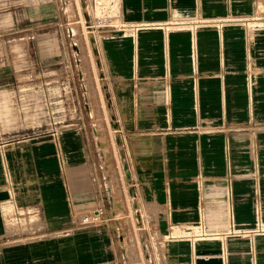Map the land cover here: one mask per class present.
Returning a JSON list of instances; mask_svg holds the SVG:
<instances>
[{
	"label": "rangeland",
	"instance_id": "rangeland-1",
	"mask_svg": "<svg viewBox=\"0 0 264 264\" xmlns=\"http://www.w3.org/2000/svg\"><path fill=\"white\" fill-rule=\"evenodd\" d=\"M2 2L3 8L15 5L16 10L24 13V19L27 17L25 11L29 8L30 13L38 17L39 20L35 22L37 25L33 31L34 53L32 55L34 57L28 59L29 65L34 68L33 73L26 74V56L19 51L16 43L4 42L0 44V75L10 71L15 72L9 81L16 85L19 84L20 93L18 96L23 101L17 108L23 117L19 116V119L14 122L0 120V130L19 129V133H21L25 130L20 129L27 126L30 132H34L37 136L57 134L67 128L79 129L84 133L82 135L83 157L88 166L90 189H97L95 193L101 200L99 208H102L103 213L101 217L97 218L98 223L84 224L78 220L75 224L82 228L87 225H103L107 220L109 227L115 230L118 235L116 240H120L117 241L118 244L115 241L118 258V262L115 264H166L170 261L169 251L166 248L168 242L188 241L191 243V239L196 237L192 236L201 233L202 230L220 234L215 239L197 240L194 248L190 244L192 250H189V253H194V257H198L196 246L198 247L201 241H210L219 244V247L209 256H218L222 259L223 264L225 261L228 264V260L233 255L249 257L252 264H258V259L264 257V62H260V60H264V47H262L264 46V23L253 25L249 22L253 20L264 22V0H243L241 9L235 10V12L233 8V11L231 10L233 2L226 0L228 10L221 16H206L196 11L193 15L187 16H182L181 13H171L168 19L158 22L166 24L161 27L166 26L169 29V34L182 27L184 28L182 30H189L196 35L198 30L203 28L215 30L218 34L220 32L223 34V29H227L230 49L227 66L229 68L225 70L223 58L221 67L225 73L244 76L246 86L244 96L247 98L248 114V120L243 122L235 123L225 120L223 90L204 91L207 94L211 93L208 103L210 110L202 113L196 103L193 115L196 117L201 112V117L204 115L209 117L210 122L207 127H204L203 121L194 120L188 125L179 124L175 130L181 131L182 134H191L205 129V133L210 135L212 140L236 136L237 145L240 146L238 153L231 155V160L230 155L225 156L226 166L223 171H219L215 167L209 172L199 169L188 180L183 178L178 180L179 189L186 192L188 189L191 195L196 197V202L193 200L186 208H189V213L194 214L193 217H162L159 220L154 215H149L139 209V206L141 208L142 206L137 200L135 184L138 181L144 182V184L150 182L152 175L134 169L133 163L139 162L142 165L141 162L145 154L135 155L128 152L129 139L124 137L121 132V128L125 124H129V122L123 121V112H125L126 106L122 95V75H118L121 79L119 78L116 82L112 75L109 79L106 65H111V62L105 57L103 48L105 36L128 33L130 37H133L135 28H142L138 31H145L146 25H143L145 23L124 21L121 9L122 0H115L116 5L113 6L110 15L116 17L111 18L109 25L105 21L106 5L103 1L99 5V10H95L92 0H13V2L12 0H2ZM49 12L53 13L52 17L46 18L45 16ZM228 17L236 18L239 21H226ZM189 21L193 22L187 23ZM31 32V30L11 31L4 37H21L22 35L25 37L27 34L31 36ZM236 33H241L242 40L240 42L238 40L240 36L233 35ZM233 39H237V41H233ZM251 40L254 41L253 48H251ZM257 42H259L258 50L256 49ZM238 45L244 47L241 54L240 51H234ZM199 77V74L194 75L196 82L199 81ZM161 78L169 81V78L165 79L166 75ZM140 79L137 73L133 74L132 85L137 84L138 87ZM208 80L219 82L222 81V78L220 74H210L206 81ZM30 82L33 84V88L31 92L29 90V97L34 100V110L30 114L33 115V118L28 115L26 121L24 120L26 115L23 112L27 97L26 87ZM112 85L114 90L111 88ZM198 91L201 92L196 86L195 95L199 94ZM143 92L137 88L134 95L138 97L141 96L140 94L143 95ZM160 92L169 100V86ZM155 108L154 106L149 107L150 112H154L155 115L148 114V116L157 117L156 123L159 124V117L156 115L158 109ZM165 108L167 120L171 116V112L169 105H166ZM133 110H136L137 115L141 116L140 104L135 105ZM142 114L146 115L143 112ZM235 124H239L240 127L234 129ZM156 139L159 142V138ZM58 156L60 162L63 163L62 153ZM154 160L152 146V153L147 158V164L153 163ZM64 175H66V171ZM166 180L168 183L172 181L169 178ZM168 186L170 185L168 184ZM142 196L144 199V194ZM83 198L84 200L90 198L88 201L94 205L91 195ZM143 202L144 207L149 208V201L146 202L144 199ZM113 203L119 211L110 213L109 210ZM169 208L173 209L167 204L161 207L165 211ZM237 208L242 210L243 217L237 218L241 215ZM74 209L75 213L81 215L91 210V208H85L86 210L81 211L76 207ZM247 209L250 211L251 217H249L250 213ZM27 211L21 207L13 209V212L10 213L14 216L6 218V221L10 220L8 224L16 227L41 228L44 226L43 220L36 216L37 211H30V214ZM105 214L111 216L105 217ZM56 224L49 223L54 226ZM122 226L133 231L134 236L131 241L126 239V234L121 236ZM24 236L27 237L26 239L35 241V264H54L55 262L57 264H78V258H83L82 264H111L109 261H102V257H100L106 252L103 246L97 248L94 245V247L80 245L79 240L89 243L86 236L79 239L73 233L64 232L18 235L20 239ZM45 239L50 241L48 243L51 250L50 248L46 249L47 243H45L46 248H43V244L37 246ZM231 240L238 241L239 245L246 243V248L241 246L238 251L231 250L229 245ZM186 251V248L179 247V249H175L174 253L183 255Z\"/></svg>",
	"mask_w": 264,
	"mask_h": 264
},
{
	"label": "crops",
	"instance_id": "crops-1",
	"mask_svg": "<svg viewBox=\"0 0 264 264\" xmlns=\"http://www.w3.org/2000/svg\"><path fill=\"white\" fill-rule=\"evenodd\" d=\"M239 1L241 0H230L233 2L231 10L233 8L234 12L242 7L243 0L240 3ZM2 5L3 2L0 0V44L4 42L17 44L19 51L26 56L25 69L26 74L29 75L34 72L28 59L32 58L34 53L33 31L37 25L35 22L39 19L30 13L29 8L25 11L27 17L24 19V13L16 10L15 5L12 4L11 7L6 8ZM121 9L124 21L146 25L144 32L138 31L142 28H135L139 36L136 43L137 48L133 46L134 37H130L128 33L105 36L103 41L105 57L111 62V65H106L109 79L112 75L116 82L120 78L118 75H122V79L120 78L123 82L122 95L126 106L123 112L124 120L123 116L122 120L129 124H125L121 132L129 139L128 152L135 155L145 154L142 165L138 161V163H133L134 169L152 175L150 182L144 184L138 181L135 184L137 200L142 206V208L139 206V209L144 213L154 215L158 220L162 217H193L194 214L189 213V208H186L193 200L196 202V197L194 198L188 189L187 192L179 189L178 180L180 178L188 180L199 169L209 172L215 167L223 171L226 166L225 156L230 155L231 160V155H235L240 146L237 145L236 136L212 140L210 135L205 133V129L191 134H182L181 131L175 129L179 124L188 125L194 120L203 121L204 127H207L210 122L209 117L206 115L201 117V112L205 113L210 110L208 103L211 93H204L205 90H223L224 104H222L225 120L235 123L248 120L247 98L244 96L245 78L243 75L225 73L221 67L223 58L225 70L229 68L227 66L230 49L227 29H223L224 38L220 44L219 34L215 30L199 29L198 38L195 40L196 34L189 30L177 29L169 34L166 26L161 27L166 24L158 22L168 19L171 13H181L182 16H187L193 15L196 11L206 16H221L228 10L226 0L223 2L221 0H122ZM52 14L49 12L45 17L51 18ZM18 30H31V36L27 34L25 37L24 35L4 37L9 32ZM233 35L238 37L241 33ZM238 40L239 42L242 40L241 36ZM253 44L254 41L251 40V48ZM258 48L259 42L256 45L257 50ZM243 50L242 45L234 49L235 52L240 51V54ZM136 73L141 78L138 81V87L137 84L132 85L133 74ZM13 74L15 72L10 71L0 75V120L9 122H14L22 116L17 110L18 105L23 102L18 96L19 84L16 85L9 81ZM195 74L200 76L198 82L194 79ZM210 74H220L222 81H206ZM165 75L167 76L165 79L169 78V81L162 80L161 77ZM167 86L170 87L169 100L160 92ZM196 86L198 90H201V92L198 91L200 95H195ZM32 88L33 84L27 83V97L23 112L26 115L24 116L26 121L28 115L34 110V100L29 97V90L31 92ZM111 88L115 89L113 85ZM137 88L139 91H144L143 95L140 94L141 96L138 97L134 95ZM196 103L201 112L195 117L193 111ZM137 104H140L142 109L141 116L133 110ZM166 105H169L171 112V116L167 119L169 122L165 118ZM151 106L158 109L156 115L159 117V124L156 123L157 117L148 116V114L155 115L149 110ZM143 107L147 109L144 110ZM30 118H33V115H30ZM239 127V124L233 126L234 129ZM20 130L26 132L19 133V129L0 130V264H35V241L26 239L25 236L20 239L18 235L60 232L73 233L79 239L86 236L89 243L79 240L81 246L84 244L85 247L103 246L106 252L100 255L102 261L117 263L115 241L117 243L120 240H116L118 235L109 227L107 220L103 225H87L82 228L75 224L83 215L101 207V200L95 193L97 189H90L88 166L83 157L82 135L84 133L79 129L67 128L58 133L56 142L51 134L37 136L34 132H30L27 126ZM156 138H159V142ZM151 139H154L156 144L155 160L147 164V158L152 153ZM58 150L63 155V163L60 162ZM65 171L66 175H64ZM167 178L172 180L171 183L167 182ZM143 194L146 202L149 201V208L144 207ZM89 195L92 196L94 205L88 201L90 198L84 200L83 197ZM74 204L78 210L90 208L91 210L82 215L77 214ZM164 204L173 209L162 210L161 207ZM18 207L27 209L28 214L30 211H37L36 216L43 220L44 226L34 228L9 225L10 220L6 221V218L14 216L10 212ZM240 208H237V211L241 212V215L237 218L243 217ZM117 210L118 208L113 203L109 210L110 213L117 212ZM104 216L111 215L105 214ZM52 222L57 224L49 225ZM72 224L75 225L72 226ZM122 231L121 236L126 234V239L131 241L134 236L133 231L125 226H122ZM48 242L50 241L45 239L37 246L43 244V248H46L45 243H47L46 249L51 250ZM190 244L188 241L168 242L166 248L169 251L170 261L166 264H223L218 256H209L211 252L218 249L219 244L201 241L198 247L196 246L198 257H194V253H189ZM229 245L233 251L240 250L241 246L246 248V243L239 245L236 240H231ZM179 247L186 248L187 251L183 255L175 254V249ZM78 259V264H82L83 258ZM228 264H252V261L249 257L233 255L228 260ZM258 264H264V257L258 259Z\"/></svg>",
	"mask_w": 264,
	"mask_h": 264
},
{
	"label": "bare ground",
	"instance_id": "bare-ground-1",
	"mask_svg": "<svg viewBox=\"0 0 264 264\" xmlns=\"http://www.w3.org/2000/svg\"><path fill=\"white\" fill-rule=\"evenodd\" d=\"M121 1V0H120ZM97 7V9L99 10L100 9V6L99 5H97L96 6ZM262 18V17H261ZM258 19V18H257ZM250 20H251V18H250ZM261 20V19H260ZM226 21H239L238 19H236V18H233V17H228V18H226ZM249 23H253V25L255 24V25H259L260 23H264V22H260V21H250ZM209 24V23H208ZM206 25V24H205ZM210 25H211V23H210ZM250 25H252V24H250ZM261 25V24H260ZM263 25V24H262ZM208 26V25H207ZM255 27V26H254ZM263 27V26H262ZM258 28V27H257ZM180 29H184L183 27L182 28H180ZM261 29V28H260ZM126 30V29H125ZM123 31V30H122ZM137 30L135 29V32H134V34H133V37H134V47L136 46V48H137V45H136V43H137V41H138V38H139V36L137 35V32H136ZM247 32H248V30H247ZM123 34V33H122ZM125 35H126V33H125ZM124 37V36H123ZM224 37V35L220 32L219 33V39L221 40L220 41V43L222 44V41H223V38ZM23 39V38H22ZM126 40V39H125ZM195 40H197V35H195ZM260 62H264V60H260ZM170 94V93H169ZM168 94V95H169ZM251 115V114H250ZM227 142V141H226ZM152 146H153V149L155 148V143H154V140H152ZM238 153V152H237ZM154 155H155V150H154ZM257 162V161H256ZM257 166V165H256ZM257 170V169H256ZM257 174V173H256ZM230 191V190H229ZM229 196H230V194H229ZM231 202V201H230ZM232 207V206H231ZM232 210V209H231ZM96 214V213H95ZM231 214V213H230ZM259 214V213H258ZM245 218V217H244ZM236 219V218H235ZM258 220V219H257ZM232 221V220H231ZM235 221V220H234ZM232 223V222H231ZM261 225V224H260ZM234 226V225H233ZM259 227H261V226H259ZM262 229V228H261ZM257 231V230H256ZM233 232V231H232ZM232 232H230V233H232ZM236 232V231H235ZM176 233V232H175ZM225 233H227V232H225ZM238 233H240V232H238ZM220 233H215V232H208V231H205V230H202V232L201 233H197V234H194L192 237H194V236H196L195 238H192L191 239V245H192V247L194 248L195 247V245H196V242H197V240H206V239H211V238H218V236L217 235H219ZM223 237H224V235L223 234H221ZM229 235V234H228ZM178 236V235H177ZM191 236V235H190ZM221 238V237H220ZM227 238V237H226ZM187 239V238H186ZM222 240V239H221ZM224 240V239H223ZM224 242V241H223ZM226 243V242H225ZM258 243V242H257ZM129 244V243H128ZM224 244V243H223ZM225 245V244H224ZM227 245V244H226ZM129 246H131V245H129ZM146 247V246H145ZM129 249H130V247H129ZM192 250V249H191ZM128 251V250H127ZM258 253V252H257ZM256 256H257V254H256ZM264 256V255H263ZM262 258V257H261ZM224 261H225V258H224ZM224 264H226V261L224 262Z\"/></svg>",
	"mask_w": 264,
	"mask_h": 264
},
{
	"label": "built area",
	"instance_id": "built-area-1",
	"mask_svg": "<svg viewBox=\"0 0 264 264\" xmlns=\"http://www.w3.org/2000/svg\"><path fill=\"white\" fill-rule=\"evenodd\" d=\"M104 2V4L106 5V16H105V21H107L108 23V25L110 24V20H111V18L113 17H116V16H112V15H110V12H112V10H113V6H115L116 5V2H115V0H92V2H93V4H94V6H95V10L97 9V5H100L101 4V2ZM118 15V14H117ZM97 18H98V16H97ZM100 18H102V17H100ZM99 18V19H100ZM198 20V19H197ZM98 21H100V20H98ZM110 21V22H109ZM195 21V20H194ZM193 21H189V22H187V23H192ZM124 25V24H123ZM123 25H122V27H123ZM194 56H195V54H194ZM52 135V137H53V139L55 140V141H57V139H58V133L56 134V133H53V134H51ZM60 150V149H59ZM58 150V154H60V151ZM96 213V214H95ZM102 213H103V210H102V208H98V209H96V211L95 212H91V213H88V214H85V215H83L80 219H79V221L81 222V223H84V224H91V223H98L97 222V218H99V217H101V215H102Z\"/></svg>",
	"mask_w": 264,
	"mask_h": 264
}]
</instances>
